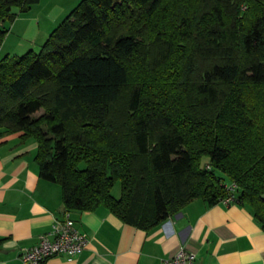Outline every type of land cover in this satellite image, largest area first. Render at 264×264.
Returning <instances> with one entry per match:
<instances>
[{
  "label": "trees",
  "instance_id": "1",
  "mask_svg": "<svg viewBox=\"0 0 264 264\" xmlns=\"http://www.w3.org/2000/svg\"><path fill=\"white\" fill-rule=\"evenodd\" d=\"M39 2L0 0V45ZM0 130L37 142L67 212L150 231L235 184L264 230V0H82L0 61Z\"/></svg>",
  "mask_w": 264,
  "mask_h": 264
},
{
  "label": "crops",
  "instance_id": "2",
  "mask_svg": "<svg viewBox=\"0 0 264 264\" xmlns=\"http://www.w3.org/2000/svg\"><path fill=\"white\" fill-rule=\"evenodd\" d=\"M21 136L0 130V264H22V253L67 213L61 187L40 178L37 142ZM69 213L89 245L45 264H162L181 249L195 254L197 264H264V230L247 205L195 200L150 231L105 208Z\"/></svg>",
  "mask_w": 264,
  "mask_h": 264
},
{
  "label": "rangeland",
  "instance_id": "3",
  "mask_svg": "<svg viewBox=\"0 0 264 264\" xmlns=\"http://www.w3.org/2000/svg\"><path fill=\"white\" fill-rule=\"evenodd\" d=\"M82 0H40L28 12L16 7L13 24L6 23L9 33L0 45V61L5 57H21L32 51L39 53L50 34L78 6ZM220 177L223 175L219 172ZM228 182V179L226 180ZM121 185L117 183L113 196L120 198Z\"/></svg>",
  "mask_w": 264,
  "mask_h": 264
},
{
  "label": "built area",
  "instance_id": "4",
  "mask_svg": "<svg viewBox=\"0 0 264 264\" xmlns=\"http://www.w3.org/2000/svg\"><path fill=\"white\" fill-rule=\"evenodd\" d=\"M228 189L232 194L221 201L225 205L233 204L236 198L234 193L237 191V186L231 184ZM88 245V237L76 228L75 221L67 212L64 221L54 226L51 233L42 235L38 244L26 249L20 260L22 264H45L56 256H75L84 251ZM162 264H197V257L181 249L173 258L163 261Z\"/></svg>",
  "mask_w": 264,
  "mask_h": 264
}]
</instances>
